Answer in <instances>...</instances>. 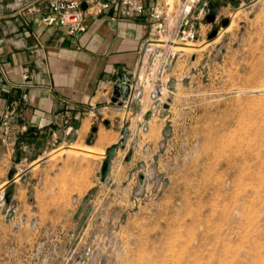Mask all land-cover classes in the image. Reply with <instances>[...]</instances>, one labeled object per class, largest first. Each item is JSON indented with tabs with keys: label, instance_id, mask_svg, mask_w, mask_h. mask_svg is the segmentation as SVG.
I'll list each match as a JSON object with an SVG mask.
<instances>
[{
	"label": "rangeland",
	"instance_id": "374dc122",
	"mask_svg": "<svg viewBox=\"0 0 264 264\" xmlns=\"http://www.w3.org/2000/svg\"><path fill=\"white\" fill-rule=\"evenodd\" d=\"M202 17L161 76L131 69L138 94L102 127L128 129L108 179L105 148L74 143L1 192L0 264H264V0Z\"/></svg>",
	"mask_w": 264,
	"mask_h": 264
},
{
	"label": "crops",
	"instance_id": "0c3cea01",
	"mask_svg": "<svg viewBox=\"0 0 264 264\" xmlns=\"http://www.w3.org/2000/svg\"><path fill=\"white\" fill-rule=\"evenodd\" d=\"M44 1L0 0V193L11 202L20 188L31 187L36 163L52 150L88 140L104 148L112 143L102 127L116 125L124 111L114 81L130 73L155 30L146 14L122 16L114 2L99 14L86 13L84 31L70 34L26 11ZM161 1L142 0L146 8ZM246 1L205 0L195 27L217 2Z\"/></svg>",
	"mask_w": 264,
	"mask_h": 264
},
{
	"label": "built area",
	"instance_id": "2783aa9c",
	"mask_svg": "<svg viewBox=\"0 0 264 264\" xmlns=\"http://www.w3.org/2000/svg\"><path fill=\"white\" fill-rule=\"evenodd\" d=\"M198 1L180 0L176 6H173L168 0H163L162 3L155 2L146 8L142 0H45L41 7L30 5L26 11L28 13L40 12L42 24L63 25L70 34L84 31L86 13L99 14L111 7L114 2L119 4L122 16L136 18L146 14L153 21L155 30L153 35L142 43L141 65H145L147 73L151 74L155 71L156 75L161 76L173 62L175 51H173L172 42H186L194 40L197 36L195 21L198 15H193V8ZM163 35L167 38H162ZM156 39H164V41ZM127 83L128 92L125 98L122 97L121 103L126 113L131 101L138 94L141 84L140 75L135 72L129 73ZM127 116L126 114L125 122H127ZM1 196H3L2 193H0ZM5 201L8 203L6 198ZM12 206L13 204L9 203L7 211Z\"/></svg>",
	"mask_w": 264,
	"mask_h": 264
},
{
	"label": "water",
	"instance_id": "95a60500",
	"mask_svg": "<svg viewBox=\"0 0 264 264\" xmlns=\"http://www.w3.org/2000/svg\"><path fill=\"white\" fill-rule=\"evenodd\" d=\"M128 77L129 74L126 71H122L118 77L115 79L113 87L117 91H119L123 98H125L127 92H128ZM115 91V92H116ZM120 138L108 145L105 148L103 158L101 160L100 166H99V179L100 181H104L106 177L108 176L109 170H110V164L114 157V154L116 150L119 147L124 146L125 138L128 134V129L126 124H122L120 127ZM91 140H88V143H90Z\"/></svg>",
	"mask_w": 264,
	"mask_h": 264
},
{
	"label": "bare ground",
	"instance_id": "6f19581e",
	"mask_svg": "<svg viewBox=\"0 0 264 264\" xmlns=\"http://www.w3.org/2000/svg\"><path fill=\"white\" fill-rule=\"evenodd\" d=\"M230 26V25H229ZM227 26V27H229ZM157 41H164V39H156ZM157 41H154V43H158ZM183 44H186V45H194V44H191V43H183V42H172V47H182ZM146 107V106H145Z\"/></svg>",
	"mask_w": 264,
	"mask_h": 264
}]
</instances>
